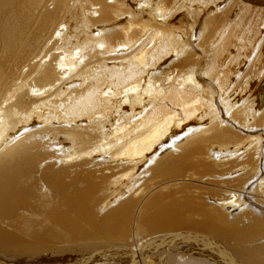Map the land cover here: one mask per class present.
<instances>
[{
    "label": "bare ground",
    "instance_id": "obj_1",
    "mask_svg": "<svg viewBox=\"0 0 264 264\" xmlns=\"http://www.w3.org/2000/svg\"><path fill=\"white\" fill-rule=\"evenodd\" d=\"M263 16L0 0V264H264Z\"/></svg>",
    "mask_w": 264,
    "mask_h": 264
},
{
    "label": "rangeland",
    "instance_id": "obj_2",
    "mask_svg": "<svg viewBox=\"0 0 264 264\" xmlns=\"http://www.w3.org/2000/svg\"><path fill=\"white\" fill-rule=\"evenodd\" d=\"M264 1V0H263ZM254 8H256V7H254ZM233 9H235V8H233V7H231V11H230V15H231V13H232V17L231 18H233V15H234V11L235 10H233ZM254 13H255V11H254ZM251 17V18H250ZM264 17V16H263ZM253 17H252V14L250 15V14H248V15H246L245 16V18H244V20L245 21H248V20H251ZM258 18V19H257ZM257 20L255 21V23L260 19V17H258L257 16ZM180 26H181V24L180 23H178ZM262 29H264V28H262ZM240 68L243 70L244 69V71H246V69H247V66L245 65V64H241L240 65ZM153 235H156V233L155 234H153ZM94 241V240H93ZM113 241H115L113 244H111ZM95 243L96 242H100L99 240H95L94 241ZM94 242H93V253H95V252H97V251H104L105 249H108V248H110V247H113L112 245H120L119 243H120V241H116L115 239H112L111 241H109L107 244H106V242L105 241H101L102 243H99L98 245H95L94 244Z\"/></svg>",
    "mask_w": 264,
    "mask_h": 264
}]
</instances>
